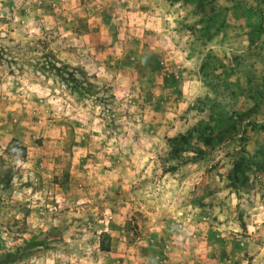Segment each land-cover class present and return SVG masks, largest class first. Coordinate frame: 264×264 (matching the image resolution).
I'll return each instance as SVG.
<instances>
[{
	"label": "rangeland",
	"instance_id": "1",
	"mask_svg": "<svg viewBox=\"0 0 264 264\" xmlns=\"http://www.w3.org/2000/svg\"><path fill=\"white\" fill-rule=\"evenodd\" d=\"M4 253L264 264V0H0Z\"/></svg>",
	"mask_w": 264,
	"mask_h": 264
},
{
	"label": "trees",
	"instance_id": "2",
	"mask_svg": "<svg viewBox=\"0 0 264 264\" xmlns=\"http://www.w3.org/2000/svg\"><path fill=\"white\" fill-rule=\"evenodd\" d=\"M14 143H16V140L14 139H11L7 144H6V147L5 149L6 150H9L10 148L13 147ZM13 149H23L22 147L19 148L18 146L15 145V148ZM16 151V150H15ZM237 166L238 164H235L233 167H232V172L234 173L233 175V178H236L237 177ZM19 259V257H14L12 256L11 254H0V264H6V263H11V262H14V261H17Z\"/></svg>",
	"mask_w": 264,
	"mask_h": 264
}]
</instances>
